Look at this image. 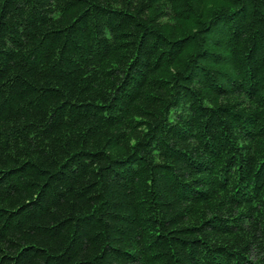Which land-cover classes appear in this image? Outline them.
Returning a JSON list of instances; mask_svg holds the SVG:
<instances>
[{
	"label": "trees",
	"instance_id": "trees-1",
	"mask_svg": "<svg viewBox=\"0 0 264 264\" xmlns=\"http://www.w3.org/2000/svg\"><path fill=\"white\" fill-rule=\"evenodd\" d=\"M0 264H264V0H0Z\"/></svg>",
	"mask_w": 264,
	"mask_h": 264
}]
</instances>
